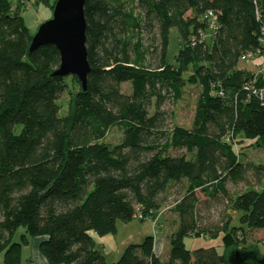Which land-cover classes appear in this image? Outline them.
<instances>
[{
    "label": "trees",
    "instance_id": "trees-1",
    "mask_svg": "<svg viewBox=\"0 0 264 264\" xmlns=\"http://www.w3.org/2000/svg\"><path fill=\"white\" fill-rule=\"evenodd\" d=\"M24 1L0 0L4 264H19L22 246L35 237L44 238L39 251L48 264H228L230 249L264 255L245 239V231L264 229V184L232 196L226 185L245 181L248 169L264 177V166L243 163L234 151L238 136L264 151V97L254 92L264 81L239 66L261 48L264 0H84L90 69L84 90L67 75L76 89L63 115L57 101L68 90L66 76L53 75L59 52L44 45L28 53ZM40 1L52 11L55 0ZM171 27L181 39L176 66L166 62ZM186 84L198 88L191 125L168 129L162 106ZM112 126L122 128V139L110 146L102 140ZM176 186L184 194L165 260L145 236L107 263L90 232L112 235L118 221L155 217L162 194ZM197 192L225 202L218 224L201 218ZM236 213L240 226L230 227ZM220 232L222 252L183 243L186 235Z\"/></svg>",
    "mask_w": 264,
    "mask_h": 264
},
{
    "label": "rangeland",
    "instance_id": "rangeland-1",
    "mask_svg": "<svg viewBox=\"0 0 264 264\" xmlns=\"http://www.w3.org/2000/svg\"><path fill=\"white\" fill-rule=\"evenodd\" d=\"M14 6L17 4V0H12ZM53 0H48L51 3ZM21 16L23 18L24 25L27 27L30 35H33L38 26L47 20L51 16V11L49 6L43 1L37 0H26L22 3ZM181 46V39L176 27H171L168 34V47L166 51V62L170 65L176 66L175 56ZM240 67L245 68V70L253 72L255 66L252 62H240ZM188 74H185L186 77ZM67 91H64L57 103L60 108V114H65L67 106L69 104L70 93L69 91H74L76 86H74L71 81V76H66ZM122 91H129V82H126L121 86ZM198 94V88L196 86L186 84L182 88V93L177 100L171 99L167 96L162 109L165 111L166 115V127L171 129L174 126H180L184 128H189L191 125V120L193 117V111L195 106V101ZM152 111V109H151ZM122 139V128L119 126H112L102 142L113 146L117 144ZM252 141L243 139L238 136L236 138V143L234 145V151L237 154L239 161L247 164H252L254 166H264V151L260 147L251 145ZM264 184V177L261 176L259 179L255 170L248 169L245 174V181L239 182L237 184L226 183L227 192L232 196L235 195L246 188H256L258 190L262 189ZM178 186L165 191L162 194L163 205L158 211L155 217H148L144 220L140 218H133L130 222L118 221L116 225V232L111 235L114 248L107 254L101 247L104 255L105 261L107 263H112L118 260L123 250L128 244H138L143 241L145 236H153L154 240L157 242V251L162 252V244L164 243L165 254L169 248V237L175 230V223L177 222V213L175 210V203L178 201L184 192H180ZM197 198L199 203L197 205V211L201 215L205 224H215L219 223V217L221 216V211H225V202L220 201H210L205 200V195L203 193L197 192ZM207 202L209 206H207ZM240 213L232 215L230 221V227L240 226L239 221ZM210 219H209V218ZM201 222L203 224L204 222ZM209 220V221H208ZM247 230V229H246ZM22 229H18L14 236L13 241L18 242L20 238ZM222 232L216 236H197L186 235L183 238V243L185 247L193 251L197 248H205L214 246L217 251L222 252L223 245L221 242ZM33 239V238H30ZM246 245L257 244L259 248V253L264 254V244L262 243L264 239V229L262 230H247L245 231ZM253 247V246H252ZM160 255V259L163 261L165 254Z\"/></svg>",
    "mask_w": 264,
    "mask_h": 264
},
{
    "label": "water",
    "instance_id": "water-1",
    "mask_svg": "<svg viewBox=\"0 0 264 264\" xmlns=\"http://www.w3.org/2000/svg\"><path fill=\"white\" fill-rule=\"evenodd\" d=\"M83 4L84 0H55L51 16L31 35L28 46V53L44 45L55 46L60 62L53 75L75 76L82 90L90 69L85 46ZM226 259L228 264H245L248 260L264 264V255L257 256L254 250L230 249Z\"/></svg>",
    "mask_w": 264,
    "mask_h": 264
},
{
    "label": "crops",
    "instance_id": "crops-1",
    "mask_svg": "<svg viewBox=\"0 0 264 264\" xmlns=\"http://www.w3.org/2000/svg\"><path fill=\"white\" fill-rule=\"evenodd\" d=\"M21 232H23V230ZM90 235L93 238L94 242L103 248L106 254L111 250L115 249L111 234L99 237L94 232H90ZM43 239V237H35L33 239L29 238L28 243L24 244L21 248V257L19 264H48L46 259L39 251V244ZM156 244L157 242L154 240V250L157 255L160 256L165 252L164 243L163 241L161 242V253L157 251ZM0 264H4L2 254H0Z\"/></svg>",
    "mask_w": 264,
    "mask_h": 264
},
{
    "label": "built area",
    "instance_id": "built-area-1",
    "mask_svg": "<svg viewBox=\"0 0 264 264\" xmlns=\"http://www.w3.org/2000/svg\"><path fill=\"white\" fill-rule=\"evenodd\" d=\"M207 16L211 17L212 12L207 11ZM261 32V48L257 50L255 53H249L241 56V59L244 62H252L255 66V70L252 72L253 73V78L254 81H264V23L261 26L260 29ZM255 93H258L259 97L263 98L264 97V89L260 88L257 91H254Z\"/></svg>",
    "mask_w": 264,
    "mask_h": 264
}]
</instances>
